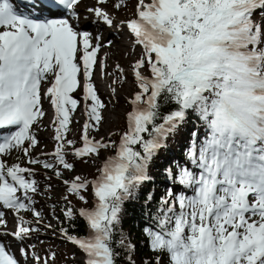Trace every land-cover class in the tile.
<instances>
[{
    "label": "snow or ice",
    "instance_id": "obj_1",
    "mask_svg": "<svg viewBox=\"0 0 264 264\" xmlns=\"http://www.w3.org/2000/svg\"><path fill=\"white\" fill-rule=\"evenodd\" d=\"M107 2L95 0L86 11L93 22L117 26L103 7ZM81 3L0 0V208L19 217L15 232H0V264H22L2 237L22 243L36 230L19 214L41 216L34 207L35 170L9 164L7 156L20 151L27 163L61 177L62 170H74L66 147L81 159L115 149L94 179L63 181L85 204L90 186L95 198L91 208L65 211L69 220L78 215L85 221V235L63 231L84 253V264H117L114 244L134 247L125 245L123 235L114 241L122 205L150 179L148 163L188 111L198 115L206 133L200 139L194 132L185 162L166 170L182 190L169 189L161 198L154 224L145 228L150 247L167 253L169 264H264V0H136L133 16L118 23L142 49L132 66L134 107L118 144L89 135L99 129L105 108L93 78L104 45L80 27ZM126 7V0L113 4ZM116 71L126 79L119 65ZM81 88L88 119L82 146L75 147L67 135L80 103L73 93ZM45 99L55 109L54 161L31 156L38 144L32 129L46 115ZM169 102L177 108L162 114ZM19 251L27 255L26 248Z\"/></svg>",
    "mask_w": 264,
    "mask_h": 264
},
{
    "label": "rangeland",
    "instance_id": "obj_2",
    "mask_svg": "<svg viewBox=\"0 0 264 264\" xmlns=\"http://www.w3.org/2000/svg\"><path fill=\"white\" fill-rule=\"evenodd\" d=\"M115 2H117V0H108L107 4L103 5V7H105L109 11V13L116 18L117 26H108L102 21L93 22L94 18L91 17V15L86 11V7L89 5L92 6L93 3L95 5V0H84L80 5V27L83 30H87L92 33L93 36H100V34H102L100 37L102 38V44L106 42L107 31L109 30H112V32H115L116 30H120V32H123L122 35L118 36L119 40H122L123 37L127 36V34L125 35L123 31L124 28L119 27L118 23L120 20H125L127 18L132 17L135 12L134 3H136V0H126L127 7L121 8L119 10L113 8V4ZM85 17H87V19H85ZM254 19H261L260 11H257L255 13ZM101 50L98 53V58L100 56ZM112 51V55L117 58V63L111 62L112 64L110 65V68L114 67V69L116 70L117 65H119V67L121 69H124L125 72L130 73L131 77H126L125 79L117 71H115L111 74H107L106 80H104L105 82L107 80L110 82L109 87L111 89L110 91H107L109 94L101 91L103 95L101 97L102 102H105V98H108L109 100L107 103V116L103 120L102 131L95 133L90 132L89 135L92 139L100 140L101 138H103L106 142L111 141L110 136L118 130V128L120 127V123L124 121L128 113L133 110L134 106L131 104L130 101L138 89L136 88V85L134 83V76L132 75L133 65L129 66L126 65V63L130 61L135 62L140 57L142 49L139 47L131 49L129 47L122 48L118 52H114V50ZM101 70L103 74L106 75L105 68L103 67ZM96 71L97 66L94 70L93 78H95ZM48 86L49 85L47 83L42 85L44 89H46ZM83 96L80 98L83 99ZM45 107L52 111V116H55L54 106H52L49 101H47V103H43L44 111ZM72 114V123L69 127L67 139L75 141V147H81L82 129L86 120H83V123H81L80 121L77 122L75 121ZM109 115H111L110 122L108 121ZM45 117H47V115H45L41 119L38 125H33L32 130L37 136L38 144L35 148L31 149V156L32 158H39L41 160L54 161V157L52 154L54 153V150L57 147V142L54 139L55 121L53 123V126L49 127L48 125H46L47 122H50L49 119H47L49 116L44 119ZM39 133L42 134V137L40 138ZM120 139L121 137L117 139V144L119 143ZM65 151L67 152L66 158H69V162L74 164V170H62L63 174H66L70 181L73 177L80 175L89 180L94 179L98 175V171L96 172V175L91 178L89 177L90 173H94L96 168L99 169L106 158L114 156L116 154L115 149H104L101 151L99 158H85L83 159V162H80L77 161V159H73L78 157L74 155V151L71 147H66ZM22 155V152L14 151L11 155L7 156L6 159L9 164L20 163L23 167L32 168L35 170L34 179L38 182L39 191L34 196V207L37 211L41 213V216L39 218L35 217L32 211H23L19 214L20 216H23L25 221L30 222L31 227L36 230L33 231L31 236L25 239L22 243L17 241L12 243L11 241L12 250L16 253L17 258L21 260L22 264H44L45 261H47V264H84V255L80 253L77 247L72 245L70 240L65 238V234H63V231L56 226L53 216L54 209L51 206V203L59 201L61 202L66 197V184L63 182L65 181L64 177H57L55 173L47 174V172L39 168L37 165L27 163L25 158H23L24 155ZM167 190H169V187H167ZM174 191L179 192L181 191V189H179V187H175ZM85 195L88 198V203L78 205L77 211L82 207L91 208L94 206L95 198L91 186L89 190L85 193ZM0 212L3 213V218L7 222L4 225H0V232H15L19 220L17 214L14 212V210H10L7 208H0ZM21 247L27 249L26 256L21 255L19 251ZM52 253L55 254L54 260L52 259ZM35 257H39V260L35 259ZM66 259L68 261H65Z\"/></svg>",
    "mask_w": 264,
    "mask_h": 264
},
{
    "label": "trees",
    "instance_id": "obj_3",
    "mask_svg": "<svg viewBox=\"0 0 264 264\" xmlns=\"http://www.w3.org/2000/svg\"><path fill=\"white\" fill-rule=\"evenodd\" d=\"M176 108L177 105L175 103L169 102L161 108V112L162 114H167ZM127 127L126 116V119L120 123L118 130L110 136V140L117 142V139L127 131ZM194 132L199 133V138L203 139L206 127L195 112L188 111L185 121L173 135L167 138L165 146L159 149L148 163L147 175L150 179L142 183L131 198L124 201L121 222L115 232L114 241H120L123 235L125 237V245L130 243L134 247L129 249L126 246L122 247L119 244H114L116 252L119 253L117 264H130L129 257H131V261L134 264H146V262L147 264H169L167 253H158L151 249L145 228L154 224L153 217L160 206L161 198L167 195V187L173 190L175 187H179L182 190L181 186L175 184L169 178L166 170L169 168L175 169L177 162H185V153L192 142ZM66 159L69 161V158ZM73 159L83 162V159L80 158ZM37 166L47 172V174L54 173L52 169H45L42 165ZM97 169H95L94 173H90V178L96 175ZM62 176L64 180H69L66 174ZM149 194L152 196L150 201L148 200ZM65 195L68 198L67 200L64 198L61 202L51 203L54 209L53 216L56 226L62 231L66 229L68 235L83 236L86 228L85 221L78 215L74 219L69 220L65 211L69 206L77 210L78 205L85 203L78 196L68 192V185L65 188ZM157 256H159V262H157ZM52 259H55L54 256H52ZM65 261L68 260L66 259Z\"/></svg>",
    "mask_w": 264,
    "mask_h": 264
},
{
    "label": "bare ground",
    "instance_id": "obj_4",
    "mask_svg": "<svg viewBox=\"0 0 264 264\" xmlns=\"http://www.w3.org/2000/svg\"><path fill=\"white\" fill-rule=\"evenodd\" d=\"M135 4V3H134ZM92 6H94V3L92 4ZM92 6H87L86 9L88 7H92ZM94 20V19H93ZM104 29V28H103ZM102 29V31H103ZM114 31V30H113ZM125 35L127 34V36L123 37L122 40H119L118 39V36L122 35L123 32H120L119 31H115V32H112V30L110 31H107V38H106V42L103 44L104 47H102V50H101V53H100V56L98 58V64H97V71H96V75H95V78H94V82H95V86L97 88V90L99 91L98 95L100 96V98L103 96L102 95V92L104 93H108L107 91H110V87H109V84L110 82L107 80L106 82L104 80H106V76L107 74H111L112 72H115L116 70L114 69V67L110 68V65L114 62H116L117 58L115 56L112 55L113 51L114 52H118L120 51V49L122 48H131V49H134L136 48V46L133 45V41H132V38L130 37V34L128 32V30L126 28L123 29ZM114 33H117V34H114ZM102 34H100V37H101ZM103 37V36H102ZM102 39V38H101ZM111 41V44H109L108 42ZM108 48V49H107ZM124 50V49H123ZM129 51V50H128ZM128 53V52H127ZM117 56V55H116ZM124 58V57H123ZM112 62V63H111ZM117 63V62H116ZM119 63V62H118ZM134 63V61H130V62H127L126 65H129V66H132ZM117 65V64H116ZM105 68V72H106V75L103 74L102 72V68ZM127 73V77H131L130 73L126 72ZM133 75V74H132ZM105 83H104V82ZM128 87V86H127ZM127 90V89H126ZM102 91V92H101ZM114 91V90H112ZM128 91V90H127ZM84 94L82 88L81 89H78L77 92L73 93V96L78 99L80 101L79 105H78V108L75 112H73V117L75 119V121H80L81 123H83V120H87L88 117H87V114H86V111H85V107H84V104L86 103L82 98ZM109 94V93H108ZM105 95V94H104ZM119 95V94H118ZM105 98V97H103ZM105 102H103L105 104V108H103L101 110V114H102V121L99 125V129L96 130V129H92L90 130V132L92 133H95V132H100L102 131V123H103V120L105 119V117L107 116V103H108V98H105L104 99ZM47 99H45L43 101V103H47ZM114 110V109H113ZM45 111H46V115L47 117H45L44 119H49L50 122H47L46 125H48L49 127H52L53 126V123L55 121V116H52V111H50L48 108L45 107ZM54 115V114H53ZM43 119V120H44ZM110 119H111V115H109L108 117V121L110 122ZM107 120V119H106ZM105 125V124H104ZM38 135V134H37ZM37 137V136H36ZM42 137V134L39 133V138ZM7 223V222H6ZM15 226V225H14ZM10 229V228H9ZM7 231V230H6ZM8 232V231H7ZM3 240L5 241H12L15 242L16 240H14L10 235L9 236H4L2 237ZM16 254V253H15Z\"/></svg>",
    "mask_w": 264,
    "mask_h": 264
}]
</instances>
